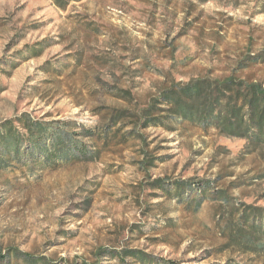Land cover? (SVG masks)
<instances>
[{"label": "rangeland", "instance_id": "374dc122", "mask_svg": "<svg viewBox=\"0 0 264 264\" xmlns=\"http://www.w3.org/2000/svg\"><path fill=\"white\" fill-rule=\"evenodd\" d=\"M263 50L264 0H0V129L25 133L26 114L92 152L83 130L102 128L109 110L143 116L164 88L193 79L264 82L263 62L239 68ZM141 132L145 144L114 140L96 160L57 166L30 145L0 146V264H123L129 249L147 254L130 264H264L263 251L228 244L216 197L228 188L264 206V144L252 152L246 138L190 122ZM145 151L156 159L146 169ZM182 180L203 194L198 210L175 195Z\"/></svg>", "mask_w": 264, "mask_h": 264}, {"label": "trees", "instance_id": "16d2710c", "mask_svg": "<svg viewBox=\"0 0 264 264\" xmlns=\"http://www.w3.org/2000/svg\"><path fill=\"white\" fill-rule=\"evenodd\" d=\"M53 1L66 9L74 0ZM42 50V45L36 48L37 53ZM258 62L264 63V50L257 54L249 52L240 60L239 68L244 69ZM131 94L129 90L121 91L120 97L132 101L134 99L130 97ZM105 114L107 119L102 128L83 130L82 136L91 138L95 145L92 152L85 148V144L81 143L83 140H78L75 133L59 131L52 123L34 122L26 114L19 119L26 132L17 131L14 122H5L0 129V146H4L6 151L14 150L21 154L23 147L28 145L29 148L30 145L31 150H38L43 155V163L57 166L60 159L96 160L100 157L102 148L110 146L114 140H117L118 145L131 140L143 141L145 144V135L141 129L150 126H163L169 131H175L178 125L190 122L206 130L216 128L223 134L246 138L250 141L253 152L264 144V82L251 81L234 74L215 80L193 79L180 86L174 84L170 88H164L160 97L148 107L143 116L128 109L109 110ZM126 128L128 131L123 132ZM99 143L102 146H97ZM155 161V157H150L145 151L141 166L146 169V166L155 165ZM156 182L159 187L164 188L162 179H157ZM173 185L168 189L169 192ZM174 186L175 195L181 202H186L188 209H199L204 198L203 194L197 196L195 186L184 180ZM200 191L199 193H204V190ZM216 195L213 194L223 199L220 208L226 223L222 233L228 237V244L254 253L264 252V206L238 203L229 194L228 188L218 190ZM17 253L19 254L18 251L15 252L16 255ZM142 254L147 255L141 250L129 249L121 252L119 259L123 264H130L127 257ZM25 257L27 264H34L33 257Z\"/></svg>", "mask_w": 264, "mask_h": 264}]
</instances>
